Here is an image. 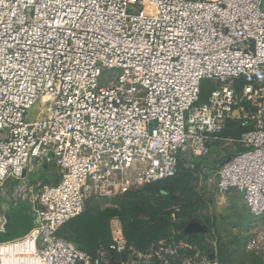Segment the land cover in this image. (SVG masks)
Returning a JSON list of instances; mask_svg holds the SVG:
<instances>
[{
	"label": "built area",
	"instance_id": "built-area-1",
	"mask_svg": "<svg viewBox=\"0 0 264 264\" xmlns=\"http://www.w3.org/2000/svg\"><path fill=\"white\" fill-rule=\"evenodd\" d=\"M205 80L217 86L201 103ZM231 122L249 130L217 187L263 219L245 250L264 264V0H0V192L46 161L59 175L28 187L32 227L0 240V264H220L121 230L89 253L61 229L91 198L195 169L186 157L234 141Z\"/></svg>",
	"mask_w": 264,
	"mask_h": 264
},
{
	"label": "rangeland",
	"instance_id": "rangeland-1",
	"mask_svg": "<svg viewBox=\"0 0 264 264\" xmlns=\"http://www.w3.org/2000/svg\"><path fill=\"white\" fill-rule=\"evenodd\" d=\"M106 74L109 77L111 72ZM216 86L209 80L203 82L202 103ZM47 112L46 104L42 103L36 105L29 116L31 119L46 117ZM235 125L236 122L227 124L223 132V137L234 141L215 144L208 156L186 157V160L197 162L195 169L183 167L175 181L174 194L182 204L168 202L164 190L159 191L150 185L134 187L112 198L89 199L84 214L66 225L63 234L72 242L90 248L94 243L112 241L120 230L124 234L122 221L127 220L137 225L141 233L142 238L136 244L139 248L158 242H184L195 246L201 254L213 255L220 264H259L258 255L247 252L245 244L249 234L263 226V219L251 214L237 191L222 193L217 187L221 165L241 151L237 143L240 136H233L237 132ZM58 177L57 168L52 162L46 161L37 167L33 165L20 180L21 196L18 194L15 210L11 197L4 201L0 199V240L19 237L4 234L14 229L24 207L27 209L24 213L27 224L22 223L23 232L32 227L28 187L52 185ZM8 187L11 191L16 189L11 181ZM10 201L11 208L8 207ZM143 205L145 211L139 212Z\"/></svg>",
	"mask_w": 264,
	"mask_h": 264
},
{
	"label": "trees",
	"instance_id": "trees-1",
	"mask_svg": "<svg viewBox=\"0 0 264 264\" xmlns=\"http://www.w3.org/2000/svg\"><path fill=\"white\" fill-rule=\"evenodd\" d=\"M242 81L240 82V84L242 85ZM203 90V88H202ZM209 93V92H208ZM208 97V95H207ZM202 98V96H201ZM207 100V98H206ZM202 103V102H201ZM232 123V122H231ZM230 124V123H229ZM237 127V132L235 134H233V136H240L247 132L249 130V128L247 127H242L239 123L236 122V125ZM196 162L197 160L193 161V163L195 164V167H196ZM184 167V163H181L180 165V169H179V172L177 173V175L169 180H166V181H162V182H157V183H153V184H149L150 186L152 187H155L157 188L159 191H162L164 190L165 193H166V196H167V199H168V202H173V203H177V204H182V201L174 194V184H175V181L178 179V175L180 174V171L181 169ZM145 211L144 209V205L143 206H140V209H139V212H143ZM84 214V213H83ZM82 214V215H83ZM81 215V216H82ZM80 216V217H81ZM78 217V218H80ZM77 218V219H78ZM76 220V219H75ZM74 221V220H73ZM71 221V222H73ZM69 224V223H68ZM67 224V225H68ZM122 225H123V231H124V236L126 237V239L128 240V242L130 244H133L135 246H137V242H139L141 240V233L139 232V229L137 227V225H135L134 223L130 222V221H127V220H123L122 221ZM66 226V225H65ZM64 226V227H65ZM64 227L61 229V235L64 236L65 238H67L64 234H63V229ZM68 240H70L69 238H67ZM71 241V240H70ZM72 242V241H71ZM111 242V241H110ZM110 242L108 243H101V244H97V243H94L92 245H90V248H87V247H83L81 245H78L76 244L79 248L89 252V253H95L101 246H106L108 245ZM74 243V242H73ZM150 245V244H149ZM148 245H146L145 247H147ZM145 247H142V248H145Z\"/></svg>",
	"mask_w": 264,
	"mask_h": 264
},
{
	"label": "crops",
	"instance_id": "crops-1",
	"mask_svg": "<svg viewBox=\"0 0 264 264\" xmlns=\"http://www.w3.org/2000/svg\"><path fill=\"white\" fill-rule=\"evenodd\" d=\"M7 184H8V182L6 183V188H5V190L4 189H2L1 190V192H0V197H1V195L2 194H4V196L3 197H1L0 199H3V201L4 200H7L8 198H12V200H13V205H14V210H15V208L18 206V194H20V196H21V192H20V190H21V187H19L18 185L20 184V181H16V182H14V181H11V184H12V186H16V189L15 190H13L12 188V191L10 190V188L8 187L7 188ZM21 186V185H20ZM20 192V193H19ZM11 201H10V205L8 206V207H10L11 206ZM11 208V207H10ZM17 210V209H16ZM25 211H27V209L24 207L22 210H21V217H19V220H18V222L15 224V226H14V229L11 231V232H9V233H5L4 234V236H8V235H11V234H14V235H18V236H22L25 232H23L24 230H23V228H22V223H23V225L24 224H27V218H25L24 217V213H25ZM22 215H23V217H22ZM21 219H22V222H21ZM19 233H22V234H19Z\"/></svg>",
	"mask_w": 264,
	"mask_h": 264
}]
</instances>
